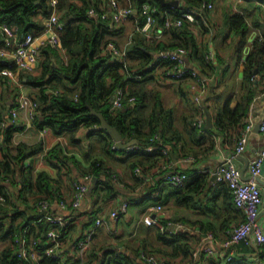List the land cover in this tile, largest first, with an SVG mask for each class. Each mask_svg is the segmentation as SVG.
Returning a JSON list of instances; mask_svg holds the SVG:
<instances>
[{"label":"crops","instance_id":"1","mask_svg":"<svg viewBox=\"0 0 264 264\" xmlns=\"http://www.w3.org/2000/svg\"><path fill=\"white\" fill-rule=\"evenodd\" d=\"M75 1L78 3L81 2L80 0ZM119 1L122 3V0ZM243 1L236 0V5L232 9L230 7L231 5H225L224 12L240 10L237 2H246ZM253 2L260 6L256 13L263 18V22L261 27H253L250 30L247 38L248 42H251L249 38L253 32H259L264 27V2L258 0H253ZM107 3L108 0H99L98 7L96 8L105 7ZM128 3L131 4L130 2L126 4ZM44 18L42 17V22ZM208 18L210 22L209 13L207 14ZM128 19H131L130 21L133 23L130 24ZM246 21L251 26L250 19H246ZM119 24H125V31L122 35L126 37L123 43V46L126 48L127 43L130 41L132 31L136 30L137 22L134 21L133 17H130ZM115 26L118 27V24ZM188 28L196 37L199 53H202L203 59L207 63V65H204L197 62L190 49L186 48V65L196 69L200 78L197 88L194 89L191 87L193 81L190 77L171 80L165 77L158 67L147 68L148 65L142 69H136L142 71L141 76L136 77L138 79L129 82L126 86L128 91L138 92L144 101V106L138 112L143 118L144 124L147 122V111L149 109L151 111L153 101H156V98L160 97L164 107L172 109V124L182 134V140L178 141L175 147L170 143H165L160 145L159 151H156L153 155L147 152L152 150L129 155L126 150L130 148L129 146L125 148H113V139H110L106 133L100 131L98 129L99 127L89 129L87 126H81L72 133L64 132L61 134L54 133L47 126L43 128L38 127L34 122V116L39 112L37 110L38 98L36 97V93L40 87L28 82L24 75L38 74L41 69L40 64L31 71L16 69L14 78L0 76V112L3 119L8 117L9 108L17 105L19 99L26 98L28 100V105L18 110V115L14 123H12L15 126L9 131L10 137L7 142L3 140L4 131L7 127H0V155L5 151L7 144L11 147L12 152H16L15 146L20 143L40 144V149L33 155L22 159V163L26 166H32L33 179L36 178L39 171H45L52 180V193H47L46 191L45 193L39 194L33 185L31 187L33 193L25 191L24 194L26 197H19L16 194L21 190V186L26 183L20 177V173L17 170L15 183H11L7 178L5 179V184L8 188L11 187V191L9 190V193H11L10 198H14L12 203L10 200L8 203L14 206L13 209L16 208L19 210L17 212L19 218L16 220V223H19L17 221L21 220L23 222L25 218L38 213L32 204L34 198L37 196L64 199L68 202L64 207L53 208L54 213L62 215L66 218L67 224L72 225L65 232L67 233L66 237L62 239L60 259L65 258V256L70 258L73 256L75 252L74 244L83 238V234L92 226L85 225V222L90 211L94 209L91 206L90 196V191L93 187L90 189L91 185H89L90 191L85 195L80 208L75 209L71 207L69 200L73 191L72 181L81 178L85 174L84 171L90 167L92 160L97 159L100 162V166H102V172L108 171L112 173L107 180H109L110 185L113 187V190L111 192L109 191L110 193H106L105 190L101 191L99 203L102 209L97 215H107L114 209L119 210L124 202H126V206L119 212V218L116 223L117 232L110 234L105 226H99L94 231L90 243L85 248L82 259H89L91 256L93 258L94 255H98V259L93 260L91 262L92 264H98L99 262H102V264H107V262L109 264H115L113 260L109 259L110 254L104 255V250L107 248L115 249L116 251L121 249L122 252H127L133 256L132 261L128 262V264H147L144 257L142 258L140 254L138 257L134 255L137 251L138 253L141 251V254L153 252L158 256L166 258L172 264H197L201 255L218 259L221 262L228 261L225 256L230 253L229 248L221 250V253L225 256H222L221 253L208 252L206 250L207 245L213 246L219 243L226 235L216 238L212 233L201 234L197 230V226L193 223L194 220L200 219L212 220V214L202 213L196 206H187L180 200H176V190L169 185L164 184L161 188H158V185L164 176L172 170L192 173L193 175V173L205 172L197 170L213 168L223 160L227 153L233 150L237 138L243 134L246 136V148L241 154L236 156L235 162L240 169L244 168V176H249L248 162L264 144V132L260 129H255V124L260 123L264 119V95H259L264 78V68L258 73V79H255L254 95L248 105L246 115L239 122L240 124L244 123V128H235L232 126L220 128L215 123V112L226 99L231 100L230 104L232 106L235 105L241 95V77L243 76V59L245 55L241 58L237 56L236 46L239 38L234 30H228L227 27L221 26L220 24L219 26H212L209 28V31L201 26H196L195 23H190ZM199 28L207 32L201 34ZM122 35L117 38H122ZM1 38L2 35L0 34ZM1 44L2 42L0 40ZM224 44L228 45L226 50ZM45 46H41L40 61L43 59L42 49ZM53 48L58 55L57 59H54V56L51 57L54 64L53 68H55L58 67V63L61 60L67 62L68 53L65 48L64 50ZM207 51L212 52L211 61L205 59V53ZM233 52L236 54V62L230 58ZM257 72L258 70L256 72L254 71V74H257ZM124 76L126 75L124 74ZM43 86L47 92L59 93V89H53L49 85ZM199 90L201 91L199 92ZM197 93L199 94V99L196 100L194 96ZM187 95L198 105L190 107V100ZM207 113L210 116L209 126L201 128L202 124L206 122ZM197 118L201 119L199 125L195 123ZM249 123H251V126L248 129L247 125ZM191 124L199 127V130H203L204 136L189 134ZM122 141L126 142L128 140L122 137ZM54 145H59L61 148L60 153L65 156L63 162H57L59 167L51 165L44 157L46 152ZM119 150L121 151L119 152ZM132 164H134L133 167ZM136 167L139 168V172L133 174V168L135 171ZM88 173L92 174L91 172ZM100 176V180H104V173ZM208 177L210 181L215 180L212 174H209ZM156 186L158 189V197L145 198L146 193L150 192ZM185 186L177 189L180 190L179 192H184L186 191ZM261 187L264 196V184L262 182ZM107 189L110 190L108 186ZM158 200L163 204L164 210L157 212L150 211L149 206L157 203L156 201ZM146 213L155 214L158 219V224H145L142 221V216ZM263 216L264 214L261 215L262 218ZM163 219L166 221L165 227L161 223ZM169 221L181 224L183 228V231L173 232L175 240L171 242L165 241L158 233V229H167V223ZM110 222L114 225L112 219H110ZM100 227L102 228L98 231ZM135 234H138V236L136 237ZM93 244H95V247H92ZM183 244H188L189 249L181 248ZM231 250L233 255V247H231ZM101 257H104V259ZM254 257L249 258L253 261ZM254 261L257 260L254 259Z\"/></svg>","mask_w":264,"mask_h":264},{"label":"trees","instance_id":"2","mask_svg":"<svg viewBox=\"0 0 264 264\" xmlns=\"http://www.w3.org/2000/svg\"><path fill=\"white\" fill-rule=\"evenodd\" d=\"M80 1L78 3L75 0H58L57 4L60 17L65 21L63 29L58 30V34L68 53L67 62L61 60L58 67L53 68L54 64L51 57L54 56V59H57L58 55L56 50L48 45L42 49L43 59L40 61V72L36 75H24L28 82L40 87L36 93L39 112L34 116L35 124L40 128L47 126L56 134L72 133L81 126H87L90 129L97 125L98 129L106 133L111 139V134L100 127L99 118L91 113L90 108H94L103 114L110 125L117 128L125 140L137 139L139 147L126 149L129 155L143 153L147 151L146 146L150 145L154 146L152 151H147L151 155L159 151V146L165 143H170L175 147L177 142L182 140V134L172 124V109L164 107L160 97L156 98L151 111L147 113L146 124L138 113L144 105V101L138 92L128 91L129 93L125 95V99H127L130 92L136 94L137 103L126 102L115 111L112 108L110 98L115 87L121 85L126 90L129 82L138 79L132 77L129 72L127 76H124L122 63L118 58H113L106 49L107 41L113 40L116 43L117 37L124 33L125 24H118L117 27L115 24H111L109 19L87 16L86 10L91 6L98 7L99 0ZM201 1L180 0V4L184 7H197ZM211 1L214 3L216 0ZM244 1L246 2H237L240 10H230L223 13L221 26L227 27L228 30H234L238 35L237 56L241 58L245 55V58L243 59L244 69L241 77V95L235 105L232 106L231 100L226 99L215 112V123L220 128L226 126L244 128V123L240 124L239 122L246 115L248 105L254 95L255 79H258V73L264 68V41L254 39L248 42L247 40L253 27L262 26L263 18L256 13L260 6L255 4L253 0ZM258 1L264 2V0ZM127 2H130L135 9L133 19L138 25L144 23L145 17L141 13V6L144 2L156 5L157 10L154 16L158 25L163 24L168 15V5L162 4L161 0H122L123 4ZM51 10L49 0H0V21L7 22L19 34L31 32L37 35L43 32L45 28L42 17L48 16ZM246 19H250L251 26ZM195 24L206 29L202 20ZM188 26H190V22L184 20L182 26L172 27L165 31L160 38L155 39L148 38L139 30H133L126 46V55L129 59L128 71L134 68H144L151 61L154 52L178 45L190 49L197 62L207 65L202 53H199L198 41ZM8 62V58L0 57V68L8 65ZM255 68L258 70L257 74H254ZM43 85L59 89V93L47 92ZM75 94L76 96H74ZM2 118L0 112V119ZM191 125L189 134L204 136L203 130H199V127L193 124ZM13 126L15 125L9 124L7 126L4 131V141L9 140V131L14 128ZM15 147L16 152H12L11 147L7 144L5 151L0 155V192L5 194V201H9L11 197V193H9L11 187L8 188L5 179L15 183L17 170L26 184H22L23 186L16 196L25 198V191L33 193L31 190L33 185L39 194L46 191L52 193L50 176L45 171H39L36 178L33 179L32 166H26L22 163V159L33 155L40 149V144L20 143ZM60 152V146L54 145L44 157L48 163L59 167L57 162H63L65 158ZM96 160H92L90 167L84 171L85 173L91 172L96 178V182L90 191L91 206L94 209L90 211L85 225H93L97 213L102 209L99 203L101 191L105 190L106 193H110L113 190L109 180H107L112 173L102 172V166ZM133 166L134 164H132ZM103 173L105 178L100 180V175ZM208 176L207 171L193 173L185 186L186 191L174 190L177 193L176 200H180L187 206H196L202 213L212 214V220L193 221L197 230L201 234L212 233L216 238H220L228 235L227 233L233 225L244 218V213L236 207L228 185L217 180L210 181ZM107 186L110 190L107 189ZM155 190H157V186L146 194L153 193ZM13 207L5 209L0 206V243H6L2 248L0 247V264H76L80 261L77 242L74 244L75 252L71 258L65 256V258L60 259L44 256L36 262L19 259L15 254L17 246L12 239V232L29 225V233L42 241L44 239L43 232L52 225L45 219L39 220L38 213L25 218L23 222L14 223V218L18 216L19 210L13 209ZM12 210L14 211L12 212ZM8 215H10V219ZM6 217L7 219H5ZM161 223L164 227L166 226L164 219ZM71 226L69 223L66 224L62 231L67 232ZM158 233L165 241L175 240L174 233L167 229H158ZM181 248L188 250L189 246L183 244ZM105 254H110L109 259L113 260L115 264H128L133 257L127 252H122L121 249L116 251L105 248ZM134 255L138 257V251ZM97 256L94 255L93 258L91 256L89 259L84 258L81 260V264H92L93 260L98 259ZM254 256H258L259 261L250 260L249 257L253 258ZM101 258L104 259V257ZM98 264H102V262ZM197 264H264V244L258 246L241 241L233 246V255L230 260L221 262L218 259L201 255Z\"/></svg>","mask_w":264,"mask_h":264},{"label":"built area","instance_id":"3","mask_svg":"<svg viewBox=\"0 0 264 264\" xmlns=\"http://www.w3.org/2000/svg\"><path fill=\"white\" fill-rule=\"evenodd\" d=\"M52 10L48 16L44 18L43 32L34 35L31 32L19 34L17 30L11 27L7 22L0 21V57L9 58L8 65L0 68V76H7L14 78L15 70L31 71L34 70L39 64L41 59V46L51 45L55 48L64 50L58 30L63 29L65 21L61 19L59 11L57 10L58 0H49ZM213 9V2L211 0H202L197 7H184L178 5H168V15L164 19L163 24L158 25L154 13L156 12V5L144 2L141 6V13L145 17L142 25H136L135 29L143 32L148 38H160L163 33L172 27L182 26L184 20L190 23H198L199 20L206 23L207 14ZM134 9L131 4H122L119 0H108L107 6L96 8L89 7L86 10V15L91 18L100 17L101 19H109L112 24H119L127 18L133 17ZM257 39L264 41V27L259 32H253L251 41ZM9 47V48H8ZM106 49L109 51L113 58H118L122 63L123 73L129 74L132 77H140L142 71L132 69L128 71V57L126 51L113 41L109 40L106 43ZM186 48L184 46H175L173 48H166L153 53V58L149 62L147 68L158 67L160 72L168 79H183L190 77L193 81L192 88H197L199 79L198 71L186 65L185 61ZM212 52L205 53V59L210 60ZM261 91L259 95H264V78L261 84ZM201 90H199L200 92ZM126 90L118 85L113 90L111 96L112 108H120L126 102L133 104L137 97L134 94H129L125 99ZM194 98L199 99L197 93ZM28 105L26 98L19 99L17 105L9 108L8 117L0 119V127H7L9 124L14 123L18 110ZM34 105V103H32ZM198 119V120H197ZM195 123L200 124L201 119L197 118ZM251 123L247 125L249 129ZM93 127H96L95 125ZM259 129L264 132V119L259 123ZM157 136V135H155ZM246 146V136L240 135L232 151L227 153L223 160L220 161L214 169L205 168L197 171H207L212 174L217 181L224 182L228 185L234 203L237 208L241 209L244 213V218L233 225L219 243L213 246L207 245L208 252L221 253V250L230 249V253L225 256L227 260L232 258V250L235 244L244 241L254 245L264 244V216H259L263 209V191L261 181L264 182V144L256 151L254 156L248 162L249 176L244 177L241 169L235 162L236 156L241 154ZM130 148H138L137 143L130 144ZM113 148H117L113 145ZM146 150L154 149L153 145L146 146ZM139 172V168H135ZM192 173L181 172L172 170L166 174L163 180L159 183L158 188L164 184L170 185L172 188H179L185 186L191 177ZM94 176L90 173H85L81 178L72 181V195L69 200L71 207L78 209L81 207L82 201L89 190V185L93 181ZM158 189L153 193H148L145 197L157 198ZM6 196L0 192V204H3ZM149 206V210L153 212L164 210L163 204L158 200ZM68 202L64 199H52L47 196H37L34 198L33 207L36 208L39 214V220L45 219L50 222L52 227L43 232L44 239L40 241L29 233V225H25L22 229L15 230L11 236L16 244V256L19 259L36 262L44 256L52 258H60V249L62 239L66 237L67 233L62 231V228L67 224L66 218L62 215L54 213L53 208L64 207ZM126 202H124L120 209H114L110 214H99L95 217L93 225L83 234V238L77 241L79 263L83 257L85 248L90 243L94 231L99 226H105L109 233L117 232L116 223L119 218V212L124 209ZM110 219L113 220L114 225L111 224ZM142 221L147 225L158 224V219L152 213H146L142 216ZM35 222V220H33ZM167 230L171 233L174 231H183L182 225L178 223H167ZM144 260L148 264H172L164 257L158 256L153 252L143 253ZM254 259L259 261V257L255 256Z\"/></svg>","mask_w":264,"mask_h":264},{"label":"rangeland","instance_id":"4","mask_svg":"<svg viewBox=\"0 0 264 264\" xmlns=\"http://www.w3.org/2000/svg\"><path fill=\"white\" fill-rule=\"evenodd\" d=\"M129 4V3H128ZM231 5L230 7H231V9L232 8H234L235 7V5H236V0H226V1H221V0H217L215 3H213V9H211V11L209 12V14H210V22H209V18L208 19H206V23H205V25L207 26L206 27V30L207 31H209V28H211L212 26H219V24L220 25H222V23H223V12H224V9H225V5ZM133 7V6H132ZM131 20V19H130ZM129 19H128V22L130 23V24H132L133 22L132 21H130ZM202 28H204L205 29V27H202ZM200 30L199 31H201V34L202 33H204V32H207V31H205V30H203V29H201V28H199ZM122 38H117L116 39V43L117 44H119L118 45V47H120V48H122V49H124L125 51H126V48L123 46V43L125 42V36H121ZM120 45H122V46H120ZM224 46H225V50L228 48V45L227 44H224ZM234 51V50H233ZM232 60H235V62H236V54H235V52H233L232 53V56L230 57ZM127 76V75H126ZM198 79H200L199 78V76H198ZM171 80H174V79H171ZM176 82V81H175ZM126 92H127V94L129 93L128 92V90L126 89ZM130 94H131V92H130ZM136 97H137V95L136 94H134ZM74 96H76V94L74 95ZM187 97H189L188 95H187ZM110 100H111V98H110ZM189 100H190V107H195V106H197L198 104H196V102L195 101H193L190 97H189ZM138 101L136 100L133 104H135V103H137ZM155 103V101H153V104ZM111 104H112V102H111ZM31 106V105H30ZM144 106V105H143ZM117 109H119V108H115L114 109V111L115 110H117ZM149 111H150V109H149ZM149 111H147V112H149ZM113 139V138H112ZM113 145H116V142H115V140L113 139ZM117 146V145H116ZM121 150H119V152H120ZM118 152V153H119ZM97 161V160H96ZM99 161V160H98ZM217 165V164H216ZM215 165V166H216ZM215 166L212 168V169H214L215 168ZM136 171H134V168H133V174L135 173ZM136 173H138V172H136ZM168 173H170V172H168ZM167 173V174H168ZM166 185V184H165ZM168 185V184H167ZM170 186V185H169ZM172 188V187H171ZM179 188H181V187H179ZM174 189H177V188H174ZM263 200H264V197H263ZM10 201H11V203L14 201V198H10ZM11 203H8V201H5V203H3V204H0V206H2V207H4L5 209H7V208H11V207H13V205L11 206ZM9 204H10V206H9ZM264 205V204H263ZM14 208V207H13ZM12 212H13V210H12ZM21 217V216H20ZM8 218L10 219V215H8ZM19 218V216L17 217V218H14V221H15V223H16V220ZM5 219H7V217L5 218ZM20 219H22V218H20ZM17 222H21V220H19V221H17ZM169 222H172V221H169ZM172 223H175V222H172ZM101 228L102 227H100L99 229H98V231L99 230H101ZM106 228V227H105ZM107 229V228H106ZM116 233V232H115ZM115 233H110V234H115ZM136 235V237L138 236V234H135ZM6 243L5 242H1L0 243V247L2 248L4 245H5ZM92 247H95V244H93L92 245ZM75 249V248H74ZM139 254H140V256L143 258V256H142V254H141V251L139 252ZM146 262V261H145ZM147 263V262H146ZM148 264V263H147Z\"/></svg>","mask_w":264,"mask_h":264},{"label":"water","instance_id":"5","mask_svg":"<svg viewBox=\"0 0 264 264\" xmlns=\"http://www.w3.org/2000/svg\"><path fill=\"white\" fill-rule=\"evenodd\" d=\"M161 2H162V4H166V5H172V4L173 5H178L179 0H161ZM249 41H251V37L249 38ZM254 71L256 72L257 68H255ZM90 110H91L92 114L96 115L99 118L100 127L105 129V130H107L111 134V137L115 140L116 145H117L118 148H125V147L129 146L130 144H134V143L137 142L136 138H132V139L126 141V142H123L121 133L117 130V128L115 126L110 125L106 121V119L104 118L103 114L100 111H97L94 108H90ZM209 123H210V116L207 113L206 122L204 124H202L201 128H203L204 126H209ZM255 129H257V130L259 129V123L255 124ZM241 172H242V174L244 176V168L241 169ZM244 177H246V176H244ZM95 182H96V178H94L90 189L93 187ZM262 183L264 184V182H262ZM90 189H89V191H90ZM263 214H264V209L261 210V212L259 213V216H261ZM153 216H155V214H153Z\"/></svg>","mask_w":264,"mask_h":264},{"label":"clouds","instance_id":"6","mask_svg":"<svg viewBox=\"0 0 264 264\" xmlns=\"http://www.w3.org/2000/svg\"><path fill=\"white\" fill-rule=\"evenodd\" d=\"M96 127H92V128H97L98 126L97 125H95ZM89 191V190H88Z\"/></svg>","mask_w":264,"mask_h":264}]
</instances>
